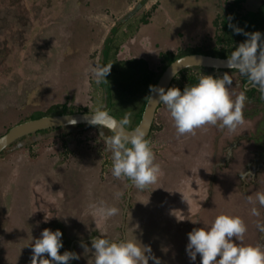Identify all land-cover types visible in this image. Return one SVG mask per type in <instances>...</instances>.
Instances as JSON below:
<instances>
[{
	"label": "rangeland",
	"instance_id": "obj_1",
	"mask_svg": "<svg viewBox=\"0 0 264 264\" xmlns=\"http://www.w3.org/2000/svg\"><path fill=\"white\" fill-rule=\"evenodd\" d=\"M263 12L264 0H0V135L63 107L103 109L102 87L87 69L100 62L104 40L119 21L108 53V112L119 120L131 113L130 127L149 96L148 75L157 78L168 58L194 50L230 55L248 32L226 31L223 20L242 24ZM225 73L233 97L246 94L243 123L178 135L161 103L148 135L161 174L145 190L111 174L100 136L111 134L105 127L52 128L6 148L0 154V264H32V244L45 228L62 231L60 254L79 255L69 264H94L81 242L91 248L99 235L150 246L162 264H200L199 254L194 262L187 255L188 233L222 213L245 221V244H264L256 227L264 208L249 202L264 192V93L237 70L186 69L171 87ZM102 203L120 212L106 218L98 210ZM197 215L201 220L193 224Z\"/></svg>",
	"mask_w": 264,
	"mask_h": 264
},
{
	"label": "clouds",
	"instance_id": "obj_2",
	"mask_svg": "<svg viewBox=\"0 0 264 264\" xmlns=\"http://www.w3.org/2000/svg\"><path fill=\"white\" fill-rule=\"evenodd\" d=\"M229 27L237 34L243 32V29L231 23ZM244 34L247 39L230 53L227 65L246 76L251 85L264 93V34L259 31ZM111 66L112 63L105 65L93 62L87 69L88 76L99 84L107 80ZM172 75L175 76V72ZM232 84L228 73L220 77L201 74L197 83L186 86L183 91L178 87H170L165 91L162 86H150V92L158 94L159 103L166 106L177 134L185 135L194 134L196 129L205 125L234 129L243 123L246 94L241 92L233 97ZM91 112L93 116L89 123L100 128L107 126L111 132L110 135L101 132L100 136L103 138L105 151L111 155L113 177L127 178L139 190L155 184L161 168L155 162L151 142L146 138V129L141 126L129 129L131 113H126L117 122L102 108ZM246 175L247 173L241 174L242 177ZM249 202L264 208V192H257L255 201L249 197ZM98 210L106 218L120 212L117 207L103 203ZM251 215H260L256 206L252 207ZM200 220L197 215L191 222L196 224ZM256 227L259 233H264V221H257ZM247 230V225L240 216L219 214L211 224L194 228L188 233L187 255L194 262L199 254L200 264H264V244H245L243 241ZM62 236L60 229L53 231L45 228L32 244V264H69L71 260H79V255L72 251L60 254L59 250L63 247ZM81 247L85 252L91 250L94 264H149L150 260L152 264H162L161 258L155 256L150 246L137 244L126 236L113 241L99 235L92 237L91 248L83 241ZM45 254L48 258H42Z\"/></svg>",
	"mask_w": 264,
	"mask_h": 264
},
{
	"label": "water",
	"instance_id": "obj_3",
	"mask_svg": "<svg viewBox=\"0 0 264 264\" xmlns=\"http://www.w3.org/2000/svg\"><path fill=\"white\" fill-rule=\"evenodd\" d=\"M227 60L228 56L218 57L203 53H189L182 55L175 58L164 68L154 86H162L164 87L165 91H167L175 76L179 74L180 71L189 67L199 66L203 68H213L216 70H231V68H229L227 65ZM173 72H175V76L172 75ZM160 104L161 103H159L158 94L150 93L141 114L140 121L135 126H141L146 129L147 136L151 131V126ZM106 112L110 115V117H112L113 121H119V119L113 114L108 111ZM92 116V112H72L64 114L44 115L38 118L19 122L10 127L2 135H0V154L20 138L32 133H36L39 130L87 124L92 125L89 123ZM105 128L109 130L107 126H105ZM129 129L131 130L133 128Z\"/></svg>",
	"mask_w": 264,
	"mask_h": 264
},
{
	"label": "trees",
	"instance_id": "obj_4",
	"mask_svg": "<svg viewBox=\"0 0 264 264\" xmlns=\"http://www.w3.org/2000/svg\"><path fill=\"white\" fill-rule=\"evenodd\" d=\"M121 23H122V21H119L115 26H113L112 29L110 30L109 34L105 38L104 43H103V47L101 49V59H100V63H103L105 65L108 64V53H109L110 45L112 43L113 36L116 33V31L118 30V28L120 27ZM233 25H236L239 28L243 29V32L252 33V32L259 31L262 34H264V12L261 13L258 17H250V18L245 19L242 24H233ZM223 28L226 31L231 30L232 32H234L233 29L229 27V24L227 23L226 20H223ZM189 53H203V54H209V55L218 56V57H227V56H229V54L226 53V52H224V51L212 52V51L194 50V51H190V52H186L184 54H181V55H179L177 57H180L182 55L189 54ZM177 57H170V58H168L167 65L170 62H172ZM186 69H207L209 71H227V69H219V70H216V69H213V68H203V67H199V66L189 67V68H186ZM186 69H184V70H186ZM184 70L180 71L179 74H181ZM231 70H236V69H231ZM158 77L155 78L153 76L148 75L147 79H148L149 89H150V86H154L155 85ZM106 79L107 80H104V81H102L100 83V85L102 87V90H103V97H104V103H105V107L102 109L104 111H108V109L111 106V90H110V86H109V82H108L109 74L106 77ZM198 79H199V77H191L186 84L181 85V86H178V88H180L181 91H183V89L186 86H191V85L197 83L198 82ZM243 80L248 81V79H247L246 76H243ZM171 84H170L169 88L171 87ZM255 89H256L255 87H252L248 92H251L252 93L253 91H255ZM150 93H149V95H150ZM146 101L143 102V104L140 107L139 111L135 115V118L133 120L132 125L129 128H134L138 124V122L140 121L141 114L143 112V109H144V106H145ZM72 112H74V111H68L65 107H63L61 111L56 112V113H52V114H64V113H72ZM80 112H85V111H80ZM52 114L36 115V116L30 117L29 119H34V118H38V117H41V116H44V115H52ZM78 126L81 127L83 125H78ZM152 127H153V123H152L151 129H152ZM50 130H52V128H47V129L39 130L37 132L39 133V132H45V131H50ZM24 137H22V138H24ZM146 138L148 139V136Z\"/></svg>",
	"mask_w": 264,
	"mask_h": 264
}]
</instances>
